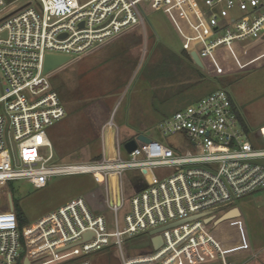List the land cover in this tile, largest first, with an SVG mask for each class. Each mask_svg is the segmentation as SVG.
<instances>
[{
	"label": "built area",
	"instance_id": "2783aa9c",
	"mask_svg": "<svg viewBox=\"0 0 264 264\" xmlns=\"http://www.w3.org/2000/svg\"><path fill=\"white\" fill-rule=\"evenodd\" d=\"M185 4L188 12L180 0H37L0 14V264H25V258L30 264H94L100 252L117 255L121 264H234L235 250L226 234L217 235L216 223L243 198L261 193L264 203V128L252 140L226 90L160 122L166 141L143 142L137 134L117 140L112 157L104 147L99 160L60 163L48 132L67 109L51 80L55 71H43L45 56L72 61L133 27L146 32L150 10H164L171 21L174 9L181 11L196 32L189 54L203 63L218 49L264 43V0ZM133 138L136 149L122 157L121 145ZM126 171L140 180L128 197ZM72 174H92L104 185L105 208L79 196L21 227L2 184L25 180L43 188L53 176ZM112 176L116 193L109 190ZM127 209L121 226L119 215ZM142 234L149 235V251L127 240Z\"/></svg>",
	"mask_w": 264,
	"mask_h": 264
},
{
	"label": "rangeland",
	"instance_id": "374dc122",
	"mask_svg": "<svg viewBox=\"0 0 264 264\" xmlns=\"http://www.w3.org/2000/svg\"><path fill=\"white\" fill-rule=\"evenodd\" d=\"M30 1L37 2L4 0L0 14L11 5L17 8ZM180 5L182 12L189 11L185 0H180ZM174 11L171 21L164 10H150L145 33L142 28L133 27L117 39L74 57L54 72L53 86L67 109L66 117L48 129L56 161L99 160L104 147L107 157H112L117 140L122 143L137 134L166 141L159 130L160 122L218 89L229 93L246 123L254 127L260 122L264 127V43L218 49L205 58L206 64L201 68L188 49L193 44L190 36L196 33L194 27L181 11ZM109 118L114 123L107 126ZM250 137L258 141V134L250 133ZM120 152L122 157L126 156L124 144ZM122 180L125 197L140 188L134 171H126ZM117 187V177L112 176L109 190L116 193ZM2 188L12 194L25 227L79 196H85L95 208H105L104 185L96 183L92 174L53 176L43 188H35L25 180L4 183ZM235 206L241 209L242 215L220 224L221 230L227 233L226 245L236 252L237 246H243L239 248L240 254L233 253V258L240 256L239 264H264L261 193L243 198ZM128 210L119 215L121 226ZM148 239V234L127 238L133 247L144 251L150 250ZM92 261L121 264L117 255L101 252Z\"/></svg>",
	"mask_w": 264,
	"mask_h": 264
},
{
	"label": "water",
	"instance_id": "95a60500",
	"mask_svg": "<svg viewBox=\"0 0 264 264\" xmlns=\"http://www.w3.org/2000/svg\"><path fill=\"white\" fill-rule=\"evenodd\" d=\"M4 36L6 34H3ZM191 56L193 57L194 59V62L196 63V65H198L199 67H203L204 64L203 62L201 61V59L199 58V56L197 55L196 52H192L191 53ZM71 61V57L69 56H64V55H56V54H47L45 56V60H44V68H43V71L44 73H53L54 71H56L57 69H59L60 67L66 65L67 63H69ZM137 139L143 141V142H150L151 139L149 137H147L146 135L144 134H139L137 136ZM137 147V143H136V140L133 138V139H130L128 141H126L124 143V148L127 152H132L136 149ZM241 216V212L239 211V209L236 207L232 210H230L229 212L225 213L223 216H221L218 220H217V223L216 224H221L222 222L226 221V220H230V219H233V218H237V217H240ZM209 221V219H208ZM231 229L232 228V225L230 226ZM227 233H224V231L220 230L217 232V235H225ZM233 240H237L236 238H233ZM162 243V240L160 238V236H156L154 239H153V244L155 247H159ZM25 264H30L29 262V259L28 258H25Z\"/></svg>",
	"mask_w": 264,
	"mask_h": 264
},
{
	"label": "crops",
	"instance_id": "0c3cea01",
	"mask_svg": "<svg viewBox=\"0 0 264 264\" xmlns=\"http://www.w3.org/2000/svg\"><path fill=\"white\" fill-rule=\"evenodd\" d=\"M145 33V32H144ZM115 39H117V38H115ZM119 39V38H118ZM114 40V39H113ZM234 103V102H233ZM234 106H235V104H234ZM235 109L237 110V112H238V114H239V117H240V120H241V122L243 123V125H244V127H245V129L249 132V133H252V134H258L263 128L261 127V123L260 122H256L255 123V125H253L254 127H252V125H250L249 123H246L245 121H244V119H243V117H242V114L240 113V111H239V109H238V107L237 106H235ZM111 123H114V121L111 119V118H109L108 119V125L107 126H109V125H111ZM250 128H253V129H250ZM259 128H262L261 130H258ZM252 131V132H251ZM238 209H239V211L241 212V209L239 208V207H237ZM241 215H242V212H241ZM241 240V239H240ZM242 245H243V243H242ZM238 248H242L243 249V246H241V247H239V246H237ZM238 248H235V249H237V252L239 251V249ZM236 251L234 252V253H237ZM239 254H240V251L238 252ZM233 255L234 254H232L231 255V257H230V259L233 261V263L234 264H239V259H241L240 258V256H237L238 257V259H235V257L233 258ZM238 255V254H237ZM263 261H264V259H263ZM264 263V262H263Z\"/></svg>",
	"mask_w": 264,
	"mask_h": 264
},
{
	"label": "trees",
	"instance_id": "16d2710c",
	"mask_svg": "<svg viewBox=\"0 0 264 264\" xmlns=\"http://www.w3.org/2000/svg\"><path fill=\"white\" fill-rule=\"evenodd\" d=\"M17 212V211H16ZM21 227L25 225L23 215L20 211L17 212Z\"/></svg>",
	"mask_w": 264,
	"mask_h": 264
},
{
	"label": "flooded vegetation",
	"instance_id": "af4514ba",
	"mask_svg": "<svg viewBox=\"0 0 264 264\" xmlns=\"http://www.w3.org/2000/svg\"><path fill=\"white\" fill-rule=\"evenodd\" d=\"M236 259V258H235Z\"/></svg>",
	"mask_w": 264,
	"mask_h": 264
}]
</instances>
